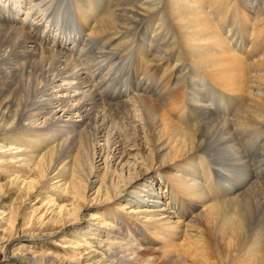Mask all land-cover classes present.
Returning a JSON list of instances; mask_svg holds the SVG:
<instances>
[{"label": "bare ground", "instance_id": "obj_1", "mask_svg": "<svg viewBox=\"0 0 264 264\" xmlns=\"http://www.w3.org/2000/svg\"><path fill=\"white\" fill-rule=\"evenodd\" d=\"M28 1L0 0V142L7 151L1 169L8 190L31 195L49 188L82 200L80 183L89 191L98 186L107 207L94 220L113 230L106 239L113 253L105 260L95 251L83 263L264 264V0ZM56 13L65 24L67 13L72 23L83 18L92 41L109 34L102 57H90L92 68L140 41L144 50L125 52L121 65L139 55L134 67L152 87L135 95L93 85L99 70L68 56L80 29L55 26ZM41 25L46 31H37ZM117 35L125 38L110 49ZM239 138L256 148L252 159L240 152ZM101 139L112 165H132L127 148H136L149 178L132 179L124 193L114 178L109 189L93 180V144ZM52 213L59 220L68 215L60 206ZM68 216L79 224L77 214ZM141 234L162 247L150 248L136 238Z\"/></svg>", "mask_w": 264, "mask_h": 264}, {"label": "rangeland", "instance_id": "obj_2", "mask_svg": "<svg viewBox=\"0 0 264 264\" xmlns=\"http://www.w3.org/2000/svg\"><path fill=\"white\" fill-rule=\"evenodd\" d=\"M28 2L29 1L27 0V3ZM33 5H37V3H34ZM24 8L26 13L27 10H29V6L25 4ZM31 12L33 14V19H36V22L42 19L41 14H39V12L35 9ZM57 15L58 13H56L54 17L55 26H58L62 30L68 32L72 31L74 28H76V30L80 29L81 41L79 40L78 44L76 43L75 50L70 51L68 56L75 61L77 60V62L80 63L81 68H85L87 71L90 70V68L99 70V73H97L95 76L96 78H94L96 81L93 80L92 82L93 85L96 84L95 86H103L104 88L107 87L110 89H115L112 88V86H115L116 88L119 86L117 90H113L117 94L121 90H127V92L130 91V94L135 95H144V90L152 87L147 83V76L145 75V77L142 72H137L136 70L138 68L134 67L139 55L135 54L130 58L127 57L124 63H128V65L124 66V63L121 65L120 59H122V57L128 51L133 49V47H139L144 50V47L140 41L132 42V45H130V47L126 48L123 51H119L120 53L114 52V55H105V58H102L101 64L92 68V64L94 62L91 58L97 60L98 58H101L102 55L106 52V48L108 47L107 44L111 39L110 37H107L109 34L106 35V38L103 36L104 39H101L102 37H100L99 39H97L98 41H92L90 36L91 30L87 25V22L83 18L79 16L76 23H72L73 17L70 16V13H67L66 17H68L71 21L65 24L63 23L62 19L57 20ZM22 17L25 18V15H23ZM98 18H96L94 21H97ZM28 27L29 25L24 26V28L26 29ZM38 28V32L46 31V28L42 25ZM136 33L137 32L135 31L128 35L125 33V35L130 39L133 38L132 36H134V34L136 35ZM77 34L79 37L78 31ZM125 35H117L118 39L116 38L117 40L113 41L112 44H110L109 48H115L117 44H119L125 38ZM129 39H126V41ZM247 40L249 39L247 38ZM118 60L120 62V65L118 64L117 67H114L111 70V68L113 67L112 65ZM150 75L151 74H149V76ZM145 96L152 98L151 95ZM248 135H250L251 137L254 136L251 133L245 136L247 137ZM141 137L143 136L139 134V145H142L140 140ZM250 143L251 142H249V145L245 144V142L241 143L240 138L238 139L240 152L243 151L241 153H243L244 156H249V158L252 159L256 148H253L254 145L252 144L251 146ZM2 144L3 142H0V213H2V210L6 208L7 212L4 220L1 218L3 216H0V264H20L17 260L19 254L25 256V259L27 258L25 264H94L86 261L83 263V261L87 259V254L95 251L98 253L97 255L99 259L105 257V260H107L110 257V254H112L113 252L111 247L107 245L106 239H108L109 237L108 233L113 230H110V228L107 227H102L100 221L94 220V216L99 214V212L101 213V211L105 207V205H103V202H101L102 199H100L99 195L96 194V189L98 188V186L93 191H89V189L86 188V185L84 186L82 183H80L81 186L78 187V191L80 193V197L83 198L82 200H79L78 198L75 199L73 197L62 198V196H58L57 191L49 188L42 190L38 189L39 191L37 190V192H33V194L31 193V195H28L29 193L19 194V192L15 193L14 190H8V177L6 175V172L1 169V160H3L1 152H7L6 150L1 149ZM95 144L98 147H96ZM95 144H93L95 146L94 151H96V155L94 157L95 168L93 169V171L91 170L92 172L89 171V173H92L91 176L93 180L98 179L101 182L103 181L105 183V186H108V184L110 183V178H114V181L117 182L118 188L120 189L119 191L124 193V191H127V189L131 187L129 184L132 179L138 178L136 182H138L137 184H139L149 178H145L144 176L146 172V166L142 163V161H140L139 158L141 156L139 152L136 151V148H127V152L131 153L128 157L131 161H133L132 165L127 164L126 160H122L119 163H115L112 165L109 164V161H107L105 141L101 139L98 143ZM68 147L69 146L67 144V147L65 148L66 153H68L67 151H69V149H67ZM70 147H73V145H70ZM101 149L105 150L101 152ZM78 153L79 148L76 145V147L73 149V152L71 153L72 155L70 154L72 160L74 159V166L72 169L73 171H78V168H76L78 163L77 158L80 154ZM146 155H148L149 158H152L149 152H147ZM28 178L29 180H31L33 178V175L29 176ZM76 178H78V180L80 181V172H78V174L76 173L75 179ZM107 188H111L110 185ZM156 191L159 192L157 187ZM3 192H8V196L4 197V195L2 194ZM52 206H60L66 209V211H68V215L77 214L78 218L80 219L79 224L75 225L74 218H68V215H66V217L68 216L67 218L64 217L63 219L59 220L54 215V213H52ZM10 218H13L12 220L15 219V223L13 225H9L8 223V220H10ZM6 228L8 229L4 231ZM121 228H125L130 232L129 238L131 237V235H133L131 233L134 232L133 228L129 229L123 227L122 225L119 226V229ZM141 235L142 236L136 235V238H141L144 243L150 248L160 249L162 247L160 243L152 239L150 234ZM112 236H114V234H112L110 237ZM125 237L128 236L126 235ZM146 254L147 253L145 252L140 253L141 257L145 256ZM159 264L168 263L165 261H159Z\"/></svg>", "mask_w": 264, "mask_h": 264}]
</instances>
